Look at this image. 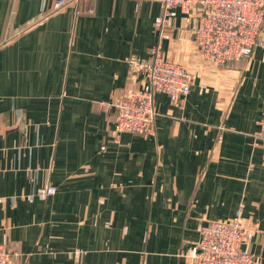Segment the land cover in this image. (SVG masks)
<instances>
[{"label":"crops","instance_id":"1","mask_svg":"<svg viewBox=\"0 0 264 264\" xmlns=\"http://www.w3.org/2000/svg\"><path fill=\"white\" fill-rule=\"evenodd\" d=\"M55 1L0 0L8 264H191L199 225L240 208L243 250L264 264V25L249 58L218 67L175 18L163 54L190 92L154 96V135L118 134L112 105L142 87L160 3Z\"/></svg>","mask_w":264,"mask_h":264},{"label":"built area","instance_id":"2","mask_svg":"<svg viewBox=\"0 0 264 264\" xmlns=\"http://www.w3.org/2000/svg\"><path fill=\"white\" fill-rule=\"evenodd\" d=\"M73 0H56L60 10ZM160 15L154 20L157 44L144 65L142 87L113 103L116 110L115 130L118 134H155L154 96L186 97L190 78L181 64L168 60L162 49L166 29L178 16L184 18L199 53L219 67H226L240 58H249L264 25V0H158ZM259 135L264 149V122ZM264 165V158H262ZM56 188L41 187L35 195L45 199ZM4 199L0 197V204ZM199 239L192 248L191 264H258L243 250L245 228L242 208L228 221L200 224ZM11 251L0 244V264H8Z\"/></svg>","mask_w":264,"mask_h":264},{"label":"rangeland","instance_id":"3","mask_svg":"<svg viewBox=\"0 0 264 264\" xmlns=\"http://www.w3.org/2000/svg\"><path fill=\"white\" fill-rule=\"evenodd\" d=\"M217 66V65H216ZM219 67V66H218Z\"/></svg>","mask_w":264,"mask_h":264}]
</instances>
